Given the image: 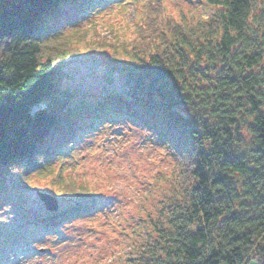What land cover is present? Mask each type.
Returning <instances> with one entry per match:
<instances>
[{
  "label": "trees",
  "instance_id": "trees-1",
  "mask_svg": "<svg viewBox=\"0 0 264 264\" xmlns=\"http://www.w3.org/2000/svg\"><path fill=\"white\" fill-rule=\"evenodd\" d=\"M115 1L0 0V195L17 169L24 182L37 170L57 180L54 159L125 114L176 165L132 264H264V0H208L214 14L191 23L159 19L152 6L123 88L87 103L60 99V61L76 34L67 31ZM98 206L37 215L35 229Z\"/></svg>",
  "mask_w": 264,
  "mask_h": 264
},
{
  "label": "rangeland",
  "instance_id": "rangeland-1",
  "mask_svg": "<svg viewBox=\"0 0 264 264\" xmlns=\"http://www.w3.org/2000/svg\"><path fill=\"white\" fill-rule=\"evenodd\" d=\"M152 6L159 19L187 23L216 11L208 0L110 2L67 31L76 34L60 61V99L87 103L123 88L137 62L132 48L142 19ZM109 119L79 136L67 156L53 160L57 180L37 170L24 182L15 170L10 189L0 195V264H132L147 247L151 223L172 188L175 160L154 131L125 114ZM38 191L59 199L54 215L72 211L74 204L99 206L57 229L36 230V216L50 213Z\"/></svg>",
  "mask_w": 264,
  "mask_h": 264
},
{
  "label": "water",
  "instance_id": "water-1",
  "mask_svg": "<svg viewBox=\"0 0 264 264\" xmlns=\"http://www.w3.org/2000/svg\"><path fill=\"white\" fill-rule=\"evenodd\" d=\"M39 195L41 199L45 202L46 208L48 210L56 211L58 209L59 201L55 196L44 192H39Z\"/></svg>",
  "mask_w": 264,
  "mask_h": 264
}]
</instances>
